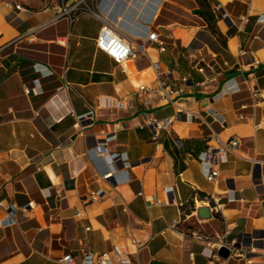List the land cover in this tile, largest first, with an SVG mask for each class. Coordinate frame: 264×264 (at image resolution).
<instances>
[{
    "label": "crops",
    "instance_id": "crops-1",
    "mask_svg": "<svg viewBox=\"0 0 264 264\" xmlns=\"http://www.w3.org/2000/svg\"><path fill=\"white\" fill-rule=\"evenodd\" d=\"M76 1L0 0V264H84L114 246L131 264H247L210 256L226 232L264 264V0H208L214 28L196 0H100L70 21ZM107 23L165 50L145 41L118 65L95 46ZM153 64L184 112L137 96ZM150 118H171L157 145ZM218 138L239 145L208 181ZM214 197L222 211L200 219Z\"/></svg>",
    "mask_w": 264,
    "mask_h": 264
},
{
    "label": "built area",
    "instance_id": "built-area-1",
    "mask_svg": "<svg viewBox=\"0 0 264 264\" xmlns=\"http://www.w3.org/2000/svg\"><path fill=\"white\" fill-rule=\"evenodd\" d=\"M83 0H77L74 4L69 7H64L62 9L61 15H69L70 21L74 18H77L82 12L83 9L80 8V3ZM16 9H20V5L15 4ZM71 13L74 14V17H71ZM136 37L140 40V43L133 42V40L122 36L111 23L105 24L99 31V34L95 40V46L100 51L104 52L113 62L118 65H122L129 58H135L139 51L144 50V43L148 41V45H156L159 51H164L165 47L162 42L159 40L158 33L155 31L147 30V33H136ZM155 71L154 79L144 82L138 86L137 96L141 97L143 104L147 107L156 106L159 103H171L176 104V96L179 92L177 86L173 82L172 72L170 69L165 68L161 69L158 64H153ZM198 70L204 72L203 66H199ZM122 71L125 72V69L122 68ZM217 75L212 73L207 79L200 83V86L207 88L211 86L216 81ZM185 81V78H182ZM28 93L29 90L27 89ZM264 93V90H262ZM243 107H245L243 105ZM177 112H184L181 107H178ZM90 113V112H89ZM186 113V112H185ZM187 114V113H186ZM188 117L191 119L193 117L192 112H188ZM242 116V114H241ZM171 123V118H166L165 120H158L155 118L149 119V125L152 128V141L157 145V138L161 129L166 125ZM218 147L215 149H208L205 153L208 155L215 166H210L206 169V179L208 181H214L218 176V169L216 167V161H221L224 159L225 154L228 151H232L239 145L237 140H228L226 142L221 141L219 138ZM106 174L105 176H107ZM155 201V198L152 197L149 202ZM214 204L209 209L213 212H221L223 204L220 203V198H213ZM0 206L2 202L0 201ZM228 233L223 236L222 240L215 243V250L221 246H225L229 249V257L235 255L239 258L243 257L247 264H251V254L255 253L254 250L246 252L244 250V242H237L236 240H228ZM111 254L113 256H111ZM210 256L216 258L217 260L220 257L214 252ZM264 256V254H261ZM61 262L65 264H77L73 260V256L70 252L64 254L60 259ZM84 264H131L130 259L126 256L125 252L119 249L117 246H114L111 249V252H103L102 254L93 258L92 254H86L84 258ZM223 264V263H222ZM227 264V263H225Z\"/></svg>",
    "mask_w": 264,
    "mask_h": 264
},
{
    "label": "rangeland",
    "instance_id": "rangeland-1",
    "mask_svg": "<svg viewBox=\"0 0 264 264\" xmlns=\"http://www.w3.org/2000/svg\"><path fill=\"white\" fill-rule=\"evenodd\" d=\"M53 1H58L61 2L62 0H53ZM100 0H83L80 3V8L85 9V10H91V11H99L98 10V5H99ZM183 228L185 232H190L192 230L197 231L198 233H203L201 227L197 226L196 223L194 222H186L183 225Z\"/></svg>",
    "mask_w": 264,
    "mask_h": 264
},
{
    "label": "trees",
    "instance_id": "trees-1",
    "mask_svg": "<svg viewBox=\"0 0 264 264\" xmlns=\"http://www.w3.org/2000/svg\"><path fill=\"white\" fill-rule=\"evenodd\" d=\"M199 4V8L197 12L200 16H202L211 27H215V20L213 18V14L210 11L208 0H196Z\"/></svg>",
    "mask_w": 264,
    "mask_h": 264
},
{
    "label": "water",
    "instance_id": "water-1",
    "mask_svg": "<svg viewBox=\"0 0 264 264\" xmlns=\"http://www.w3.org/2000/svg\"><path fill=\"white\" fill-rule=\"evenodd\" d=\"M197 215L200 219H207L211 216L209 207H200L197 210ZM229 249L225 246H221L217 249V255L221 258L226 259L229 256Z\"/></svg>",
    "mask_w": 264,
    "mask_h": 264
},
{
    "label": "bare ground",
    "instance_id": "bare-ground-1",
    "mask_svg": "<svg viewBox=\"0 0 264 264\" xmlns=\"http://www.w3.org/2000/svg\"><path fill=\"white\" fill-rule=\"evenodd\" d=\"M61 102H62V105L65 103V100H64V98L62 99V101H61ZM52 104H53V103H52Z\"/></svg>",
    "mask_w": 264,
    "mask_h": 264
}]
</instances>
